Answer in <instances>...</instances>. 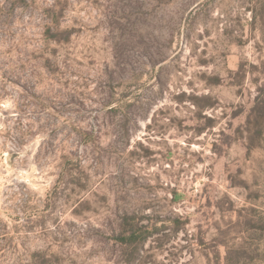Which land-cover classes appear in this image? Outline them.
I'll use <instances>...</instances> for the list:
<instances>
[{
    "label": "rangeland",
    "instance_id": "1",
    "mask_svg": "<svg viewBox=\"0 0 264 264\" xmlns=\"http://www.w3.org/2000/svg\"><path fill=\"white\" fill-rule=\"evenodd\" d=\"M0 264H264V0H0Z\"/></svg>",
    "mask_w": 264,
    "mask_h": 264
},
{
    "label": "trees",
    "instance_id": "2",
    "mask_svg": "<svg viewBox=\"0 0 264 264\" xmlns=\"http://www.w3.org/2000/svg\"><path fill=\"white\" fill-rule=\"evenodd\" d=\"M131 237H133V234H130L129 238L131 239Z\"/></svg>",
    "mask_w": 264,
    "mask_h": 264
}]
</instances>
